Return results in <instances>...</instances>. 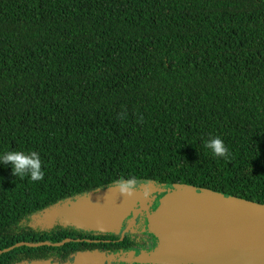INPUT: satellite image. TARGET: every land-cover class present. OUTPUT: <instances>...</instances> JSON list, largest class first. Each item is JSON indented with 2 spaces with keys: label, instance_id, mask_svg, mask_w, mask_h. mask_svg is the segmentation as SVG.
<instances>
[{
  "label": "trees",
  "instance_id": "1",
  "mask_svg": "<svg viewBox=\"0 0 264 264\" xmlns=\"http://www.w3.org/2000/svg\"><path fill=\"white\" fill-rule=\"evenodd\" d=\"M7 151L37 152L44 175L0 165V264L95 250L90 231L32 219L112 184L173 187L143 191L158 202L142 221L179 189L263 204L264 0H0Z\"/></svg>",
  "mask_w": 264,
  "mask_h": 264
},
{
  "label": "water",
  "instance_id": "2",
  "mask_svg": "<svg viewBox=\"0 0 264 264\" xmlns=\"http://www.w3.org/2000/svg\"><path fill=\"white\" fill-rule=\"evenodd\" d=\"M141 190L125 183L109 185L74 201L64 217L79 228L113 232L142 199ZM151 217L166 221L171 245L197 264H264V203L179 189L168 191ZM67 264L88 261L77 255Z\"/></svg>",
  "mask_w": 264,
  "mask_h": 264
},
{
  "label": "rangeland",
  "instance_id": "3",
  "mask_svg": "<svg viewBox=\"0 0 264 264\" xmlns=\"http://www.w3.org/2000/svg\"><path fill=\"white\" fill-rule=\"evenodd\" d=\"M135 188L142 189L144 192L150 190V196L159 195L166 189L173 187H166L157 182L143 181L131 185ZM73 203V202H72ZM71 200L61 201L51 208L39 213L32 219V224L49 225L54 218L63 217L65 210L70 206ZM143 232L150 234L155 241L154 249H148L146 252L140 253H124L122 257H117L118 263L135 264V263H153V264H197L193 259L185 255L182 251L171 245L170 238L167 236V223L161 218H147L145 224L141 226ZM171 249V250H170ZM91 257L92 260H97L99 264L101 261L109 259V257L101 256L98 253ZM116 258V257H115ZM100 260V261H99Z\"/></svg>",
  "mask_w": 264,
  "mask_h": 264
},
{
  "label": "flooded vegetation",
  "instance_id": "4",
  "mask_svg": "<svg viewBox=\"0 0 264 264\" xmlns=\"http://www.w3.org/2000/svg\"><path fill=\"white\" fill-rule=\"evenodd\" d=\"M141 191H142V199L139 202H137L136 206L131 211V213L123 220L119 229L113 232H110V233L98 232V231L79 228L69 223L65 219L64 215L63 217L58 218V219L54 218L50 223H47L49 225H41V224H36V225L41 228H50L54 225L73 226L76 229L90 231L91 235H93L94 238H91V239L83 238V239L96 243L97 245L93 246L95 250H92V249L86 250L79 254H76L75 256L83 255L87 258L88 264H99L100 262L98 263L97 260H92L91 257H95L94 255H96L97 253L101 255L102 257L106 256L107 254L106 257H109V259H106L105 261H101V263L106 262L107 264H115L116 262H118L117 257H122L124 253L125 254L131 253V252L140 253V252L148 251L147 246L142 242V240L145 239L147 235V233L143 232V230L141 229V226L143 225V223H145L144 220L142 221V216H144L143 214H147L151 209H154L158 201L156 199L143 201L144 193H143V190ZM125 235H129L132 238H134L133 240L135 242V245L132 248H122L123 244L121 245L120 243H118L119 241H122L124 239L123 236ZM153 247L154 245L151 246L149 249H153ZM103 248H108V249L105 251L101 250ZM75 256H73L69 262H71Z\"/></svg>",
  "mask_w": 264,
  "mask_h": 264
},
{
  "label": "clouds",
  "instance_id": "5",
  "mask_svg": "<svg viewBox=\"0 0 264 264\" xmlns=\"http://www.w3.org/2000/svg\"><path fill=\"white\" fill-rule=\"evenodd\" d=\"M213 157H226L227 148L222 139L219 137H211L205 141L204 145ZM0 165H10L11 172L14 177L21 179L28 177L32 181L43 179V171L39 154L35 151H7L0 153Z\"/></svg>",
  "mask_w": 264,
  "mask_h": 264
}]
</instances>
